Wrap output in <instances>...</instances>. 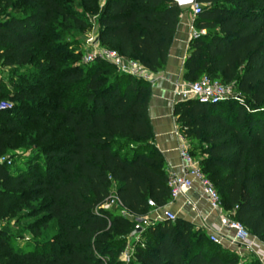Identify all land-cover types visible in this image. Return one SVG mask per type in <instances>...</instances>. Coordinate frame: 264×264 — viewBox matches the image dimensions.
Instances as JSON below:
<instances>
[{"label": "trees", "instance_id": "16d2710c", "mask_svg": "<svg viewBox=\"0 0 264 264\" xmlns=\"http://www.w3.org/2000/svg\"><path fill=\"white\" fill-rule=\"evenodd\" d=\"M198 3L194 27L206 34L190 41L184 79L209 77L236 96L179 101L174 116L223 212L264 244V0ZM0 4L18 11L0 20V67L12 69L11 91L1 81L0 98L14 101L0 111V218L13 213L4 203L17 201L39 216L38 239L39 228L53 233L19 251L0 232V264H126L120 256L135 238L128 264H262L181 218L131 237L138 225L123 210L143 218L172 201L167 162L154 145L150 82L100 58L80 64L83 49L66 39L93 22L101 47L156 73L183 8L174 0ZM15 143L25 150L6 159ZM113 195L122 208L103 207Z\"/></svg>", "mask_w": 264, "mask_h": 264}, {"label": "built area", "instance_id": "2783aa9c", "mask_svg": "<svg viewBox=\"0 0 264 264\" xmlns=\"http://www.w3.org/2000/svg\"><path fill=\"white\" fill-rule=\"evenodd\" d=\"M202 7V4L196 1L189 8L191 9L193 16L196 17L201 14ZM204 34H206V30H195L193 32L192 38ZM92 49L93 51L85 56L84 63L87 64L96 58H100L114 65L121 73L151 82L152 78L150 72H148L139 62L125 58L116 51L106 50L96 42H94L92 45ZM235 94L236 93L232 86L224 85L218 81H213L209 77H203L197 82L187 83V85L184 87L177 86L175 90L177 102L195 99L203 103L216 104L228 100L230 97L236 96ZM4 109L5 104L0 103V111ZM179 136L182 139V145L179 152L185 163L186 173L184 175L173 174L169 176L168 184L170 187L172 201L176 200L180 196L186 197L187 194L193 189L194 182H198L204 197L209 202L212 210L218 213V222L205 227V230L209 233L210 240L214 243L223 245L220 234L222 233L223 229H230L235 232L234 238L229 241L230 245H232L234 248L240 246L252 252L258 258V260L264 264V244L252 236L241 224L234 221L229 217V215L223 212L221 199L215 186L202 172L198 161L194 159L189 153V148L187 147L188 144L182 133H179ZM1 161L4 162L5 159L2 158ZM10 163L11 162L8 161V164ZM186 203L190 204L187 198ZM149 205L153 208L155 207V204L152 201L149 202ZM113 206L122 208L121 203L114 195L108 199L103 207L108 209ZM158 210L159 209L152 211L149 215L150 217L147 216L143 218L133 217L125 210H123L122 213L126 217L134 220L137 225L142 227H146L150 224H155L163 220L174 221L177 218L176 214L172 212H165L162 216H158ZM133 253L134 247L132 246V242H130L127 248L122 252L120 260L128 264L131 261Z\"/></svg>", "mask_w": 264, "mask_h": 264}, {"label": "crops", "instance_id": "0c3cea01", "mask_svg": "<svg viewBox=\"0 0 264 264\" xmlns=\"http://www.w3.org/2000/svg\"><path fill=\"white\" fill-rule=\"evenodd\" d=\"M195 30L193 20L183 15L173 37L166 63L158 72L150 73L152 80L150 82L149 116L154 133V145L167 162L169 176L186 173L185 163L179 152L182 139L179 136L181 132L174 116V105L177 102L175 95L177 86L184 87L188 83L184 79L185 61L189 56V44ZM187 147L189 148L188 145ZM186 198L190 204L186 203ZM165 212L175 213L177 218L203 229L218 222V213L212 210L196 181L186 197L180 196L171 201L165 207L160 208L157 215L162 216ZM234 236V231L223 229L220 234L223 246L241 256L256 257L252 252L240 246L234 248L230 245L229 241Z\"/></svg>", "mask_w": 264, "mask_h": 264}, {"label": "rangeland", "instance_id": "374dc122", "mask_svg": "<svg viewBox=\"0 0 264 264\" xmlns=\"http://www.w3.org/2000/svg\"><path fill=\"white\" fill-rule=\"evenodd\" d=\"M17 14L18 11H13L11 8L7 9V6L4 4H0V20H3L6 15L8 14ZM189 16L193 20V24L195 25L196 17L193 16L192 11L190 8L182 9V16ZM93 21V18H91ZM95 25L93 22L91 26L82 32H77L71 35H67L68 42H72L74 46L71 47L72 50H79L83 49L84 55L82 56L81 63L82 65H86L84 63L85 56L93 51L92 45L95 42L96 38V30ZM196 28V27H194ZM11 70L9 67H0V83L4 81L5 88L3 89L4 92L11 91V83L8 79L12 76ZM0 103L5 104L4 110L11 109V105L14 104V101L11 96L8 97H1ZM25 150L24 147L20 146L19 144L15 143V146L9 150V152L5 155L6 159H10L12 155L20 154ZM18 210V213L14 214V211ZM12 209V214L7 217L0 218V232H3V236L5 237L6 241L12 246L14 250L24 251L30 248L34 242H38L40 240H44L46 238H51L53 233H47L44 229L39 228V232L43 234L41 238H37L34 233L33 229L36 228L37 220L39 216H31V213L28 208L22 207V205L13 200H9L7 203H4V212L7 210ZM150 217V216H149ZM140 242L138 238L132 240V245L134 246ZM6 262V260L4 261Z\"/></svg>", "mask_w": 264, "mask_h": 264}, {"label": "water", "instance_id": "95a60500", "mask_svg": "<svg viewBox=\"0 0 264 264\" xmlns=\"http://www.w3.org/2000/svg\"><path fill=\"white\" fill-rule=\"evenodd\" d=\"M198 0H174V3L178 5L180 8L186 9L192 6ZM143 231V227L138 225L135 231L132 233L131 237Z\"/></svg>", "mask_w": 264, "mask_h": 264}]
</instances>
